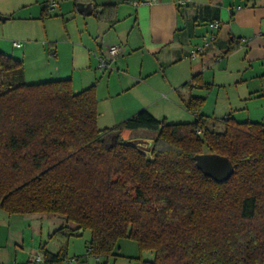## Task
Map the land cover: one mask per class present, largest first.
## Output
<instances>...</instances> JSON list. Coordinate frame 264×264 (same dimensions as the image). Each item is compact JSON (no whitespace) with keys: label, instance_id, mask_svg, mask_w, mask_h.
<instances>
[{"label":"trees","instance_id":"obj_1","mask_svg":"<svg viewBox=\"0 0 264 264\" xmlns=\"http://www.w3.org/2000/svg\"><path fill=\"white\" fill-rule=\"evenodd\" d=\"M0 71L8 77L0 83V212L64 218L49 236L59 251L40 245L44 263H63L70 238L90 230L82 258L103 264H113L122 239L136 243L138 264H264L263 124L216 120L201 113L206 99L192 96L184 106L192 122L142 109L100 128L95 85L26 83L22 61L1 51ZM191 85L210 86L200 74ZM140 129L157 132L149 153L122 138ZM203 153L229 157L233 175L206 176L194 159Z\"/></svg>","mask_w":264,"mask_h":264},{"label":"crops","instance_id":"obj_2","mask_svg":"<svg viewBox=\"0 0 264 264\" xmlns=\"http://www.w3.org/2000/svg\"><path fill=\"white\" fill-rule=\"evenodd\" d=\"M56 1L49 9L50 0H0V16L5 18L0 20V51L22 61L26 83L70 78L75 92L95 85L100 128L113 127L142 109L167 121L170 105L185 106L190 97L199 96L206 99L205 106L215 89V112L220 101L226 108L210 115L203 112V106L202 114L264 125V105L242 107L247 101L264 100V0H187L182 5L157 0L151 6L133 4L139 0ZM81 3L91 4V11L83 12ZM212 21L220 22V28L212 31L208 26ZM211 33L216 39L200 56L190 58L192 48ZM232 44L239 46L227 53ZM111 46L120 47L114 58L108 54ZM101 57L110 62L107 69L98 67ZM198 74L210 85L208 89L192 87V77ZM229 79L238 89L232 96L226 91L222 94ZM242 115L246 117L239 119ZM102 119L109 123L100 125ZM156 135L153 130H125L122 138L151 147ZM29 216L32 219L23 222L32 230L30 241L24 227L0 225V264H29L36 257L42 259L36 263L46 264L41 242L34 237L39 233L43 238L44 218ZM46 235L49 239L51 233ZM123 244L119 242L113 264H138L134 258L139 253H122ZM59 249L60 243L51 252ZM141 255L145 260L153 258L148 252ZM105 261L87 257L85 264Z\"/></svg>","mask_w":264,"mask_h":264},{"label":"rangeland","instance_id":"obj_3","mask_svg":"<svg viewBox=\"0 0 264 264\" xmlns=\"http://www.w3.org/2000/svg\"><path fill=\"white\" fill-rule=\"evenodd\" d=\"M1 24V23H0ZM3 34V31L0 30V35ZM203 43V42H202ZM201 43V44H202ZM187 62L185 64V66H187ZM216 69V67L214 68ZM105 73V72H104ZM212 71H209L208 72V79H210V75H211ZM235 73V72H234ZM234 73H231L232 75ZM8 77L5 75L4 72L0 71V83L2 82H5L7 81ZM231 82V80L229 79L228 81V84L227 85V88L226 90L222 91V94L226 92L230 93V95H235L238 91V89H235V87L231 84H229ZM218 90L215 89L213 90L207 97V103L206 105L204 106V109H203V112H206L210 115L212 114H221L222 111H224V108H226V104H223L221 101H220V104L218 105V111H216V107H215V98H216V94H217ZM197 93V92H196ZM184 94H188V91L187 90H184ZM260 106V105H264V100L262 101H247L246 103L244 102L242 107H249V108H252L253 106ZM160 106V105H159ZM234 106V105H233ZM238 107V106H236ZM161 109H163L164 107L161 105L160 107ZM168 113L167 116V122L168 123H186V122H192L194 120V115L187 111L183 105H181L179 103V105H170L169 109L167 110L166 114ZM162 117V116H160ZM164 117V116H163ZM240 117H246V115H242V116H238V118L240 119ZM106 123H109L107 121H105L104 119H102L99 124L100 125H105ZM217 128L219 130L222 129V123H219V122H215ZM138 145V144H137ZM140 148H142L143 150L147 151L148 153L150 152L151 148H152V145L151 147H147V146H144V145H138ZM142 146V147H141ZM42 216V217H40ZM31 216H20V215H8L6 214L5 212H0V225L2 223H4V226L5 225H11L13 226V224H18L19 226H22L25 228L26 230V236L28 237V240L30 241V238L32 237L30 232L32 231L28 226L27 222H23V219H27L29 218L30 220L32 218H30ZM37 218H44L42 220H44V222L42 223V231H43V238L41 239L39 237V233H37V231L33 230V233H37L34 237H35V241L37 243H40L41 244H44V243H47L49 241L46 233H52V231L58 229L59 227H61L63 225V223L65 222L64 221V218L61 217V216H54V215H39ZM26 224V225H25ZM35 229V228H34ZM90 239H91V232L90 230H86L81 236H73L70 238V241H69V248H68V257H73L75 254L76 256H80V261H73V262H77L76 264H85L86 262V259L82 258L84 255H85V252H86V246L89 244L90 242ZM122 242V243H121ZM123 242H125V244H129V245H126L125 247V244H123ZM120 244H123L122 245V250L121 252L123 253H133V255L135 253H139L138 251V248H137V245L135 242L133 241H130V240H127V239H122L120 241ZM59 247V241L56 240V239H52L51 242L47 245V249L52 251L54 249V251H56ZM118 251V250H116ZM120 251V250H119ZM75 253V254H74ZM136 254V255H137ZM147 254V253H146ZM149 254V253H148ZM130 255V254H129ZM84 259V260H83ZM66 260L61 263V264H65ZM29 264H40V263H36L35 260H31V262ZM42 264V263H41ZM67 264V263H66Z\"/></svg>","mask_w":264,"mask_h":264},{"label":"water","instance_id":"obj_4","mask_svg":"<svg viewBox=\"0 0 264 264\" xmlns=\"http://www.w3.org/2000/svg\"><path fill=\"white\" fill-rule=\"evenodd\" d=\"M79 7H83V12H85L87 9H90V11L92 9L91 4L81 3L79 4ZM4 19L5 18L3 16H0V20ZM145 153L148 152L145 151ZM194 159L198 169L201 170L206 176L213 178L215 181H227L234 173L233 163L227 156H222L215 153H203L196 155Z\"/></svg>","mask_w":264,"mask_h":264},{"label":"built area","instance_id":"obj_5","mask_svg":"<svg viewBox=\"0 0 264 264\" xmlns=\"http://www.w3.org/2000/svg\"><path fill=\"white\" fill-rule=\"evenodd\" d=\"M157 0H139L137 2H133L134 5H147L151 6L154 4ZM187 0H175L177 4H185ZM57 1L56 0H50L48 4V8L52 9L56 6ZM209 28L214 31L220 28V22L213 21L208 24ZM216 39V35L214 33H211L209 36L205 37L203 39V43L201 45H197L190 51V58L195 59L198 56H200L204 50ZM15 45L19 46L18 43H15ZM120 53V47L119 46H111L108 50V54L110 57L114 58ZM110 66V62L105 57H101L99 59L98 67L102 69H107ZM36 261L42 260L41 257H36ZM74 260H70L69 264H72Z\"/></svg>","mask_w":264,"mask_h":264}]
</instances>
